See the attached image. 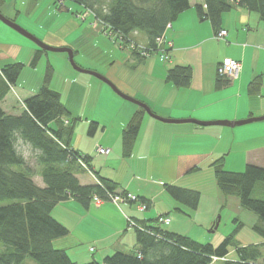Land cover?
Here are the masks:
<instances>
[{
  "label": "crops",
  "instance_id": "obj_1",
  "mask_svg": "<svg viewBox=\"0 0 264 264\" xmlns=\"http://www.w3.org/2000/svg\"><path fill=\"white\" fill-rule=\"evenodd\" d=\"M189 4L165 32L166 39L172 43L167 48L169 58L166 61H162L157 52L142 57L131 50L121 49L119 53L113 51L107 54L108 61L105 65L100 67L96 64L97 68L92 69L110 79L122 92L145 103L155 114L164 118L233 121L264 115V20L257 12L235 5L222 13L219 29H225L227 33L218 39L210 22L197 15L195 5L204 6V1L189 0ZM9 11L11 15L7 17L15 20L18 14H29L32 10L27 1L20 5V10L13 6ZM94 31L98 32V29L94 28ZM85 36L93 37L87 33ZM136 41L145 44V38ZM57 44L72 47L63 36H58ZM29 49L30 60L34 48ZM74 49L75 53L77 50ZM226 57L238 60L241 67L236 78L216 87V66ZM176 64L191 67L192 76L186 87H177L166 80L168 68ZM257 75L262 77L260 91L249 94L247 85ZM65 77L68 81L67 99L62 102L71 118H80L72 105L75 97L94 92V102H102L107 108L108 119L110 115V121L118 122L114 138L105 142L104 130L109 124L106 120L93 116L97 120L96 129L92 134L87 130V135L94 136L99 124H102V131L97 137L98 145L110 147L109 154L102 155L94 147L81 145V133L75 137L74 127L77 120L75 121L70 146L80 154L88 155L91 167L81 165L82 169L75 173L79 182L83 185L97 183L98 172L100 176L119 183L118 188L138 197L136 201H126L118 205L109 200L96 205L92 198L87 206L74 198L56 204L52 215L68 229L67 234L62 236V241H59L68 256L79 263L92 259L102 261L114 251L132 248L136 240L135 227L142 225L186 235L201 244L211 243L216 246L215 243L221 235L213 234L222 220V211L226 206L229 212L235 211L231 214L234 221V218L240 219L244 209L237 197L224 195L220 191L211 163L223 156L224 164L233 149L232 144L243 142V139L236 138L235 133L241 128L237 126L244 124L228 126L166 122L145 112L131 154L125 157L122 155V130L140 106L119 96L103 81H95L91 77L78 76L68 71ZM52 89L62 96L59 90ZM34 91L14 84L0 101V106L6 113L18 115L24 108V99L33 95L36 92ZM256 126L258 125L250 124L245 128L256 130ZM260 126L264 129V124ZM230 134L233 138L227 140V135ZM227 142L231 143L230 148H227ZM189 153L203 154L197 162V169L178 173L179 157ZM242 158L245 165L264 167V143L245 147ZM205 181L207 188L204 187ZM165 183L199 191L197 207L191 209L175 200L166 192ZM142 201L147 205L144 210L138 208ZM57 206H60L61 211L54 216ZM158 216H168L170 221L159 224ZM226 217L229 218L228 213ZM255 221L256 216L252 224ZM261 242L262 240H257L247 244ZM230 252L234 254V250H228L223 258H235V254L230 257Z\"/></svg>",
  "mask_w": 264,
  "mask_h": 264
},
{
  "label": "trees",
  "instance_id": "obj_2",
  "mask_svg": "<svg viewBox=\"0 0 264 264\" xmlns=\"http://www.w3.org/2000/svg\"><path fill=\"white\" fill-rule=\"evenodd\" d=\"M71 1L91 11L107 28L117 33L127 47L133 40L134 47L132 50L128 48L142 57L140 46L154 53L156 37L190 6L189 0H109L106 5L104 0ZM203 1L204 6L195 5L197 15L200 19H207L216 31L220 27L222 13L235 5L257 12L264 20V0ZM63 2L54 0L59 10H67ZM137 32L144 34L145 44L136 41ZM42 51L41 48L34 49L29 66H36ZM2 58L5 54L0 52V60ZM23 66L15 61L0 63V101L10 86L16 83ZM52 73L53 67L48 63L41 86L24 99V108L18 115L6 113L0 106V200H11L0 205V245L4 246L0 251V264H20L26 257L36 264H211L213 256L225 257L228 247L234 244L235 235L244 225L239 218H234L236 224L232 231L216 246L142 225L135 227V245L129 251H114L102 261L92 259L79 263L73 261L64 249L54 247L53 240L68 232L52 216L56 204L74 198L87 206L94 194L107 199L108 193L126 191L118 188L119 183L100 176L98 172L97 183L83 185L79 182L75 175L82 169L79 161L91 168L90 157L70 146L77 117L71 118L60 93L49 87ZM191 76L189 65L176 64L168 68L166 80L177 87H186ZM229 81L217 76L216 87ZM261 86L262 77L257 75L248 83L247 92L257 94ZM144 113L145 110L139 107L122 130V155L125 157L131 154ZM96 125V121L89 122V134L94 132ZM17 140L36 151L35 160L39 165L42 186L32 179L24 156L16 148ZM202 157V153L181 155L178 173L197 169V162ZM223 161L224 157L220 156L211 163L218 188L224 195L237 197L242 208L255 214L256 221L251 227L262 237V242L235 244V258L222 259L221 264H264V167L247 164L243 171H230L224 169ZM164 188L175 200L191 209L197 207L199 191L169 183H165Z\"/></svg>",
  "mask_w": 264,
  "mask_h": 264
},
{
  "label": "rangeland",
  "instance_id": "obj_3",
  "mask_svg": "<svg viewBox=\"0 0 264 264\" xmlns=\"http://www.w3.org/2000/svg\"><path fill=\"white\" fill-rule=\"evenodd\" d=\"M27 1L29 2V6L32 10L31 13L18 14L15 22L22 26L24 29L34 34L37 38H39L49 46H67L57 44L58 36L65 37L67 44H70L72 46V50L74 48V50H77L75 53L73 52V59L75 63H77L84 69L96 71L92 68H97V65L100 67L102 65H105L108 61L107 54H109L110 52L116 51V53H119L121 49L130 50L129 48H131L130 46H128V48L127 45H125L126 42H124V40H121L122 42L114 41L113 39H115V36L109 37L105 33L103 28L105 25L101 22V20L96 18L91 11L85 10L82 5L71 0H64L63 2V4L68 8L67 10H59L56 7L54 0H2V2H0V10L5 16H10L11 11H9V8L14 6L16 10H20V5ZM108 1L109 0H104V5H106ZM94 28H97L98 32H95L96 30L94 31ZM106 29L108 28L106 27ZM86 33L89 35H93V37H86ZM135 37L138 40H142L145 38L142 32H137V35ZM133 42L134 41L132 40L129 43ZM30 47L34 49L39 48V46L32 40L0 20V52H3L5 54V58H2L0 62L6 63L15 61L21 62L24 65L15 83V85L19 88H24L26 90L32 89L33 91H36L43 82L45 68L48 63L53 67V73L49 87L55 88L61 92V100L63 102H65L67 99L66 92L68 89V81L67 77H65L67 71L71 74L91 77L95 81H101L100 79L89 73L80 72L74 69L69 61L68 54L65 51H51L43 49L36 66L31 67L28 65ZM106 85L107 87H110L108 84ZM84 95L85 96H83L82 94L77 95V97H75V101H73L72 103L74 112L80 116V118L76 121L74 127V131H76L75 137L77 134L80 135L81 133L79 140L81 142V145L88 146V148H96V146L98 145L97 137L102 131V124H99L97 132L94 136L87 135L89 121H97L95 118L93 119V116H95L96 118L100 117L104 121L106 120V122L109 124L106 130H104L105 133L103 141L105 142L111 141L114 138V133L116 132V129L118 130V122L117 120L110 121V115L108 119L107 108H105V105L102 102H94V92L89 94L86 93ZM250 124L258 125L256 126L257 128L255 127L256 130H247L245 128ZM263 124L264 119L259 120L258 122H252L237 126L241 128L240 130H237L235 136L236 138L239 137L240 139H243V142H236V144H232V147L230 146L231 143L227 142L229 146L227 148L231 147L233 149L226 158V162L223 165L224 169L230 171L244 170L245 162H243L244 158H242V156L244 155V148L248 145H259L264 143V129H262L260 126ZM231 138H233L232 134L227 135L226 139L230 140ZM103 141L101 142L102 144H104ZM16 148L18 152H20L24 156L25 163L28 166L30 172H32V179L34 180V182L37 184H41V176L38 173L39 165L35 160L36 151H33L29 145L23 143L21 140H17ZM204 187L207 188L206 181ZM9 202H11V200H0V205H5ZM59 207L60 206H57V208L54 210V216H57V213L61 211ZM243 209V212L240 214V220L244 222V225L235 235L234 244L228 247L229 251L234 250L235 244H247L257 240H262V237L258 235L251 227L252 220L255 217V214L250 210H247L245 208ZM227 213L229 214V218L226 217ZM233 213H235V211L229 212V210H227V206L222 211V220L218 226L217 231L213 234L215 236L221 235L220 239H217L215 243L216 245H218L219 242H221V240H223V238L228 233H230L235 226L236 223L233 221V215H231ZM60 218H62V216ZM53 241V245L55 248H62V242H59L62 241V236L55 238ZM3 247L4 246L1 244L0 251L3 249ZM130 249H126L124 251L127 252ZM262 251L264 252V247L262 248ZM230 253V257L234 255L232 252ZM90 258H92L91 255ZM221 259L222 258L213 259L211 264H221ZM20 264L36 263L31 258L26 257Z\"/></svg>",
  "mask_w": 264,
  "mask_h": 264
},
{
  "label": "built area",
  "instance_id": "obj_4",
  "mask_svg": "<svg viewBox=\"0 0 264 264\" xmlns=\"http://www.w3.org/2000/svg\"><path fill=\"white\" fill-rule=\"evenodd\" d=\"M170 26L171 24L168 23L166 25L165 30L155 39V46H156L155 52L160 53L162 61H166L169 58L167 48L168 47L170 48L172 46V43L168 41L165 37V31ZM104 31L109 37L115 36V39H113L114 41L120 42L122 40L121 37L117 33H114L109 28L108 29L104 28ZM226 33L227 32L225 29H219L216 31L215 37L223 38L226 35ZM129 46L133 48L134 44L130 43ZM140 54L146 57V56H149L151 53L149 51H146L143 47L140 46ZM240 67H241V64L238 60L231 58V57H226L216 66V74L217 76L225 77V78L232 80L237 77ZM96 151L99 154L107 155L109 154L110 149L108 147H103L101 145H98L96 146ZM79 162L82 166L86 167L82 161H79ZM92 199L96 205L101 204L104 200L112 201L113 203L118 205L119 203L126 202V201H136L138 200V197L130 192L121 193V191H119L115 193H108L107 199L99 197L98 195H95V194L92 196ZM146 207L147 205L145 202H140L138 204V208L140 210H144L146 209ZM157 221L159 224H167L170 221V218L168 216H158ZM131 224H134V223L131 222ZM90 250H92V248H90ZM216 258H217L216 256H213L212 259H216Z\"/></svg>",
  "mask_w": 264,
  "mask_h": 264
},
{
  "label": "water",
  "instance_id": "obj_5",
  "mask_svg": "<svg viewBox=\"0 0 264 264\" xmlns=\"http://www.w3.org/2000/svg\"><path fill=\"white\" fill-rule=\"evenodd\" d=\"M0 20L7 24L8 26L12 27L13 29H15L16 31H18L19 33H21L22 35L26 36L27 38H29L30 40H32L34 43H36L39 48L44 49V50H51V51H65L68 54V58L69 61L72 65V67L74 69H76L77 71L80 72H85V73H89L95 77H97L98 79H100L101 81L105 82L106 84H108L113 91H115L119 96H121L122 98L131 101L135 104H137L138 106L142 107L145 112L156 118L159 119L161 121H166V122H193V123H197L200 125H208V124H220V125H228V126H235V125H241V124H245V123H249V122H253V121H259V120H263L264 119V115L261 116H252V117H248L245 119H240V120H210V121H204V120H197L194 118H186V119H173V118H164L161 117L157 114H155L149 107L148 105H146L145 103L125 94L124 92H122L110 79H108L106 76L102 75L99 72L93 71V70H89V69H84L82 67H80L77 63H75L74 59H73V50L71 47H67V46H63V47H53V46H49L46 43H44L42 40H40L39 38H37L34 34H32L31 32H29L28 30L24 29L22 26H20L19 24H17L14 20L10 19L9 17L5 16L1 11H0ZM217 224V223H216ZM215 224V226H216Z\"/></svg>",
  "mask_w": 264,
  "mask_h": 264
}]
</instances>
